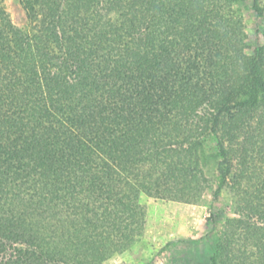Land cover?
<instances>
[{
  "label": "trees",
  "instance_id": "1",
  "mask_svg": "<svg viewBox=\"0 0 264 264\" xmlns=\"http://www.w3.org/2000/svg\"><path fill=\"white\" fill-rule=\"evenodd\" d=\"M229 1L21 0L38 35L2 19L0 264H106L151 197L229 179L210 264H264V41L243 52Z\"/></svg>",
  "mask_w": 264,
  "mask_h": 264
},
{
  "label": "rangeland",
  "instance_id": "2",
  "mask_svg": "<svg viewBox=\"0 0 264 264\" xmlns=\"http://www.w3.org/2000/svg\"><path fill=\"white\" fill-rule=\"evenodd\" d=\"M43 9L38 6L36 16H28L21 0H0V24L8 17L23 32L41 34L44 21L49 18ZM224 12L243 19L245 29L241 31L246 38V50L242 51L252 55L256 44L264 41L258 31L263 28L264 17L257 16L251 0L229 1ZM36 28L39 30L35 31ZM229 186L230 179L223 192L214 198L215 187L211 183L191 203L181 201L187 195L180 201L151 197L144 236L128 251L113 255L106 264H210L216 239L209 232L215 227L221 229L225 220L236 217L239 210Z\"/></svg>",
  "mask_w": 264,
  "mask_h": 264
},
{
  "label": "crops",
  "instance_id": "3",
  "mask_svg": "<svg viewBox=\"0 0 264 264\" xmlns=\"http://www.w3.org/2000/svg\"><path fill=\"white\" fill-rule=\"evenodd\" d=\"M182 204V203H181Z\"/></svg>",
  "mask_w": 264,
  "mask_h": 264
}]
</instances>
